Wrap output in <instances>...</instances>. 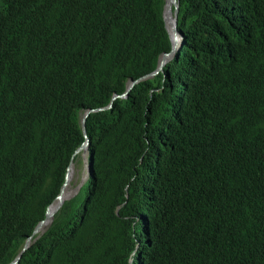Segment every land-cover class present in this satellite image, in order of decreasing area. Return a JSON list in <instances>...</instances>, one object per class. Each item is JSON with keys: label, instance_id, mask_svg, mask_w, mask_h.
Here are the masks:
<instances>
[{"label": "trees", "instance_id": "16d2710c", "mask_svg": "<svg viewBox=\"0 0 264 264\" xmlns=\"http://www.w3.org/2000/svg\"><path fill=\"white\" fill-rule=\"evenodd\" d=\"M183 1L179 26L193 34L207 33L209 22L221 15L214 0ZM164 2L0 0V264L11 262L45 218L71 160L82 161L81 152L75 153L86 139L80 114L107 105L128 79L151 72L169 49ZM238 14L248 17L251 40L264 47V13L258 28L257 9ZM218 20L212 25L225 31ZM243 42L217 36L185 45L189 69L198 67V82L217 90L222 84L205 82L200 69L209 66L214 48L229 56L243 52L232 48ZM252 44L236 59L234 72L242 79L248 67L259 69V84L254 95L232 105L242 119L251 117L252 139L231 144L206 128L179 129L164 139L156 126L171 99L148 93L157 76L141 81L128 98L89 114V179L17 264H129L138 223L132 210L127 221L115 210L134 173L130 194L164 187L149 236L154 247L163 243L168 217L200 225L217 264H264V55ZM171 73L155 87L171 90ZM232 86L241 89L237 81ZM222 93L228 99L232 90Z\"/></svg>", "mask_w": 264, "mask_h": 264}, {"label": "clouds", "instance_id": "9594fccd", "mask_svg": "<svg viewBox=\"0 0 264 264\" xmlns=\"http://www.w3.org/2000/svg\"><path fill=\"white\" fill-rule=\"evenodd\" d=\"M175 1V3L171 4V11L168 12L167 5H165V0L162 12L165 27L169 35V49L161 53L156 67L151 72L138 78L128 79L124 91L115 94H123L127 90L128 83H131L132 80H138L139 78L144 77L142 80L133 85L127 96L117 98H128L130 92L138 83L157 76V80L150 86L148 93L150 96H153L154 92H158L162 96L167 97V100L169 98L171 99L170 103L167 102V106H170L169 109L166 110V112L161 116L156 126V130L161 133L164 139L169 138L179 129L189 131L196 130L197 128L200 130L206 128L217 139L220 138L231 144L238 145L237 143H239L240 140L245 136L252 139L253 134L251 130V117L247 120L242 119L240 116L235 114L232 105L237 99H244L246 98L247 94L254 95L256 93L257 86L259 84V69L253 71L251 66L248 67L246 69L245 75L242 79H240L234 72V66L238 56L244 53V48L247 44L251 42H253L252 46L254 44H258L262 55H264V47L259 42H254L251 40V34L254 25H252L247 16L243 17L238 13H241L245 7L257 9L259 11L260 19L257 21L255 26L258 28L261 22V17L264 13V0H259L257 4H250L249 0H214V12L221 15L214 17L213 19H219L217 21L218 24H225L224 28L226 30L222 31L219 29V27H214V25H212V19L208 24L207 33L203 31L200 32L199 35L191 33V30H187L184 23H182L181 27L179 26L178 13L180 10L181 0ZM182 3L189 2L184 0ZM172 13H174L175 16L173 30H171L168 23V16H170ZM217 36H220L225 43L229 42L231 39L236 40L239 38L243 40L244 42L242 44L232 47L235 51L243 52H237L227 56L222 51L214 48V55L212 56V61L210 62L209 66L200 69V71L203 73V80H205V82H214L218 85L222 84L221 88H218L217 90H211L209 86L198 82V67H195L194 70L189 69L192 59L186 56L185 45L190 46L194 43L205 40L212 41ZM220 66H225V68H228L229 70L226 71L225 68ZM175 71H179L180 74L175 76ZM170 73L171 90L164 91V86L156 88V84L159 83L160 80L164 82ZM236 81L241 86V89L236 86H232V82ZM230 89L232 90V94L228 99H225L222 91H228ZM115 94H113V96ZM113 96L107 105L88 109H96L97 111L106 110L109 108L100 110L99 108H104L110 103V108H112L114 101L117 100V98L113 99ZM88 109L80 114V122L81 115ZM204 119H206L207 122H204ZM84 134L86 137L85 141L75 151V153L81 152L82 161H75L72 159L68 166V169L71 170V166L74 164V162L78 161L83 165L86 164L85 172L88 174V177L87 179L83 180V182H81L82 184L80 187H78V191L90 176L89 147L91 140L88 136L87 129ZM147 142L151 144V140H148ZM144 161L145 155H142L137 163L138 169L142 167ZM68 169L66 178L70 173ZM68 178L70 181V177ZM136 178L137 175L135 173L129 177L128 182L125 184L126 191L123 193L120 199L121 203L116 207L115 210V215L118 218L126 221L131 219L128 215L129 213L127 212L132 210L133 214H135V221L138 223V239L133 244L131 250L133 258L129 261V264H217V260H215V257L211 253L210 241L207 234L203 228L196 223L178 224L177 222L171 220V218L168 219V217H166L163 243L158 248L154 247L153 240H150L149 236L150 233L153 232L154 228V209L157 206L159 196L161 195L164 187H146L150 190V193L130 194L127 188L134 185ZM69 191L71 190L69 189L68 192ZM71 195L72 194L70 193V196ZM54 201H52L50 205ZM54 215L49 224L43 230L40 229V231L33 236L31 242L36 240L46 231V229L52 223ZM146 226L147 232H143L142 230H144ZM34 230L29 236L33 235ZM22 246L19 252L21 251ZM155 248H157L158 253L154 257ZM18 253L14 256V258L18 255Z\"/></svg>", "mask_w": 264, "mask_h": 264}, {"label": "water", "instance_id": "95a60500", "mask_svg": "<svg viewBox=\"0 0 264 264\" xmlns=\"http://www.w3.org/2000/svg\"><path fill=\"white\" fill-rule=\"evenodd\" d=\"M176 1L175 0H166V3L165 5H170L172 3H175ZM165 10H166V7H165ZM144 77H141L139 78L138 80H132L131 83H128V87H127V90L123 93V94H115L113 96V99L117 98V97H125L128 95V92L129 90L133 87L134 84H136L138 81L142 80ZM111 107V103L104 107V108H99L100 109H105V108H110ZM94 111H97L96 109H88L86 112H84L82 115H81V124H82V127H83V130L84 132H86V119L87 117L89 116L90 113L94 112ZM69 183V178L67 177L66 178V181L59 193V195L57 196V198L55 199V201L48 207L47 209V214H46V217L45 219H43L38 225L37 227L35 228L34 232H33V235L29 236L25 241H24V244L22 246V249L21 251L18 253V255L11 261L10 264H17L18 262V259L20 258L22 252L29 246L30 242H31V239L33 238V236L35 234H37L41 227L45 224V222L47 221V219L49 217H51V219L53 218V215L59 210V208L62 206L63 202L69 198L70 196V193L71 191H69L68 193H66V187H67V184Z\"/></svg>", "mask_w": 264, "mask_h": 264}, {"label": "rangeland", "instance_id": "374dc122", "mask_svg": "<svg viewBox=\"0 0 264 264\" xmlns=\"http://www.w3.org/2000/svg\"><path fill=\"white\" fill-rule=\"evenodd\" d=\"M174 20H175V16L174 13H172L170 16H168V23L171 30H173L174 27ZM84 163H85V159H84ZM85 166L86 164L83 165L81 162L77 161L74 162V166L71 168V170L68 169V171H70L68 175V177H70V181L68 183L69 185L67 184L68 187L66 191L70 189L71 194H74L78 191V187H80L82 184L81 182H83V180L87 179L88 177V174L85 172Z\"/></svg>", "mask_w": 264, "mask_h": 264}, {"label": "bare ground", "instance_id": "6f19581e", "mask_svg": "<svg viewBox=\"0 0 264 264\" xmlns=\"http://www.w3.org/2000/svg\"><path fill=\"white\" fill-rule=\"evenodd\" d=\"M167 10H168V12L171 11V4L167 6ZM73 166H74V164L71 166V168H72ZM85 176H86V175H85ZM67 192H68V191H66V193H67ZM50 220H51V217H49V218L47 219V221L45 222V224L42 226L41 230H43V229L49 224ZM143 239H144V238H143Z\"/></svg>", "mask_w": 264, "mask_h": 264}]
</instances>
